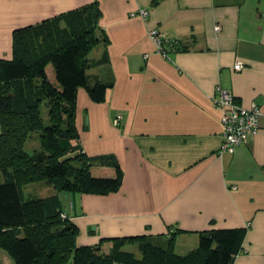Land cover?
I'll return each mask as SVG.
<instances>
[{"label":"crops","instance_id":"obj_1","mask_svg":"<svg viewBox=\"0 0 264 264\" xmlns=\"http://www.w3.org/2000/svg\"><path fill=\"white\" fill-rule=\"evenodd\" d=\"M96 9L88 73L111 85L98 103L79 89L77 127L86 154L115 158L124 181L63 194L78 244L140 236L124 252L143 258L146 243L187 257L202 231L243 228L233 264H264V0H0V59L14 57L15 31L58 32ZM152 28L184 50L163 57ZM219 86L262 112L259 132L223 155ZM103 163L93 166L115 176ZM0 264L17 262L0 247Z\"/></svg>","mask_w":264,"mask_h":264},{"label":"trees","instance_id":"obj_2","mask_svg":"<svg viewBox=\"0 0 264 264\" xmlns=\"http://www.w3.org/2000/svg\"><path fill=\"white\" fill-rule=\"evenodd\" d=\"M96 15L98 9L76 16L68 28L54 33L53 29L42 30L41 35L40 30L38 34L17 30L13 59H0V247L17 264H233L243 228L202 231L197 252L187 257L146 243L143 258L124 252L125 244L140 236L78 244L79 225L66 212L62 195L109 193L124 181L115 158L86 154L77 127L79 89H86L98 103L105 101L111 85L88 73L87 55L100 40ZM170 46L168 54L184 50L179 39ZM51 64L57 83L47 74ZM33 132L40 133L39 146L28 147ZM97 159L114 166L115 176H95L92 168ZM43 181L52 193L27 195L26 186Z\"/></svg>","mask_w":264,"mask_h":264},{"label":"built area","instance_id":"obj_3","mask_svg":"<svg viewBox=\"0 0 264 264\" xmlns=\"http://www.w3.org/2000/svg\"><path fill=\"white\" fill-rule=\"evenodd\" d=\"M144 19H147L149 12L146 9H140L138 12ZM136 15V13H132ZM220 27H216L219 30ZM149 35L154 40L157 52L163 57H167L169 54L166 48L171 47L170 44L174 41L166 39L165 36L157 28H152ZM180 40V39H179ZM237 70L244 68L243 64L239 61L234 66ZM219 97L214 101L218 106L222 114V125L224 126L223 135L225 140L220 147V155L227 152H234L236 147L246 143L251 137L255 136L260 130V118L262 115L259 106L256 103H252L249 107L242 105L237 99L235 94L222 87H217ZM122 115H117L115 124H119ZM236 188V186H234Z\"/></svg>","mask_w":264,"mask_h":264},{"label":"rangeland","instance_id":"obj_4","mask_svg":"<svg viewBox=\"0 0 264 264\" xmlns=\"http://www.w3.org/2000/svg\"><path fill=\"white\" fill-rule=\"evenodd\" d=\"M32 32H34V31H32ZM8 59H10V58H8ZM11 59H13V58H11ZM49 75H51V80H53L52 83H57V82H54V81H56V74H55V68L52 64L50 65ZM7 89H9V88H7ZM41 110H43V112H42L43 116H44V118H46L47 117V110L43 106L41 107ZM33 136L34 137L32 138V140L30 139V141L27 142L28 147L39 146L38 143L40 142V133L39 132H33ZM92 171H93V174L97 177L107 176L106 174H108L107 171L104 173L103 170H101V169L99 170L98 167H96V166H93ZM25 192L27 193L28 196L35 195V196L43 197L44 195H48L49 193H52V190H51V187L48 186V184H46V182L43 181V183L34 182V183H31L29 186H26ZM63 196L64 195H62V198H63ZM65 201H66V199L64 200V205H65ZM71 205L73 206V202L71 203ZM78 240H79V242L85 241V240H83V238H79ZM108 245H110V244H108Z\"/></svg>","mask_w":264,"mask_h":264}]
</instances>
